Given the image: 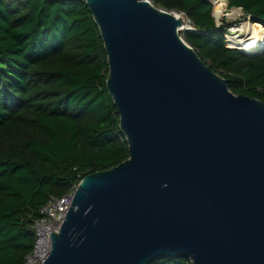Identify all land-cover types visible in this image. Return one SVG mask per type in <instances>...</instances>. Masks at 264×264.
<instances>
[{"label":"water","instance_id":"1","mask_svg":"<svg viewBox=\"0 0 264 264\" xmlns=\"http://www.w3.org/2000/svg\"><path fill=\"white\" fill-rule=\"evenodd\" d=\"M83 1L130 156L79 182L44 264H264V102L230 90L175 10Z\"/></svg>","mask_w":264,"mask_h":264},{"label":"trees","instance_id":"2","mask_svg":"<svg viewBox=\"0 0 264 264\" xmlns=\"http://www.w3.org/2000/svg\"><path fill=\"white\" fill-rule=\"evenodd\" d=\"M151 1L185 13L193 23L186 41L235 94L264 102V47L247 53L228 46L211 0ZM228 2L264 28V0ZM108 74L85 1L0 0V264H26L34 223L50 198L129 158ZM149 264L193 263L165 256Z\"/></svg>","mask_w":264,"mask_h":264},{"label":"built area","instance_id":"3","mask_svg":"<svg viewBox=\"0 0 264 264\" xmlns=\"http://www.w3.org/2000/svg\"><path fill=\"white\" fill-rule=\"evenodd\" d=\"M228 41L229 39H226L227 45ZM76 187L63 197L50 198L42 206L40 217L35 221L33 226L35 243L32 250L26 256V264H44L50 256L53 248L51 233L59 232L73 200Z\"/></svg>","mask_w":264,"mask_h":264},{"label":"rangeland","instance_id":"4","mask_svg":"<svg viewBox=\"0 0 264 264\" xmlns=\"http://www.w3.org/2000/svg\"><path fill=\"white\" fill-rule=\"evenodd\" d=\"M213 3V15L219 26H223L224 24L227 26V32L225 34L226 39H229V43L233 45H238L237 47L245 48L246 43L251 40H256V43L253 44V48L258 50L260 47L263 48V36H264V28L256 27L255 29H243V26L249 21L244 18V11L242 8L230 7L228 0H211ZM177 14H181L184 16V26L180 29L181 36L185 39V31L186 27H193V23L189 20L185 13H181L175 11ZM247 27V26H246ZM193 29V28H192ZM252 31V32H251ZM245 42V44L243 43ZM242 46V47H241ZM236 47V46H235ZM259 47V48H258ZM258 48V49H257Z\"/></svg>","mask_w":264,"mask_h":264},{"label":"bare ground","instance_id":"5","mask_svg":"<svg viewBox=\"0 0 264 264\" xmlns=\"http://www.w3.org/2000/svg\"><path fill=\"white\" fill-rule=\"evenodd\" d=\"M177 16H179V17H181L182 15L181 14H176ZM183 18H184V16H182ZM185 19V18H184ZM185 25V24H184ZM247 26V27H246ZM243 29L244 30H246V29H255V27H254V25L252 24V23H246L244 26H243ZM252 32V31H251ZM246 42V41H245ZM245 42L243 41V43L245 44ZM256 43V40H251V41H248L245 45H246V47L244 48H240V47H237L238 45H233V44H231V43H229L228 42V44L230 45V46H232V47H235V48H238V49H241V50H243V51H246L247 53H251V52H253V51H255V49L256 48H253L252 46H253V44H255ZM242 47V46H241ZM259 48V47H258ZM257 48V49H258Z\"/></svg>","mask_w":264,"mask_h":264}]
</instances>
